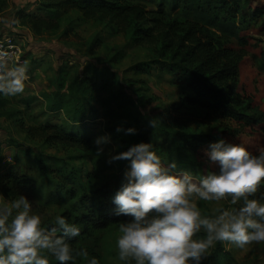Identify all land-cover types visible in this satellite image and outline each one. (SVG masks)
<instances>
[{"label": "rangeland", "instance_id": "1", "mask_svg": "<svg viewBox=\"0 0 264 264\" xmlns=\"http://www.w3.org/2000/svg\"><path fill=\"white\" fill-rule=\"evenodd\" d=\"M39 1L7 0L0 16V37L22 36L27 55L9 75V95L0 104V225L12 221L23 230L15 239L21 253L0 250V264L60 263L54 254L66 247L55 242L58 234L77 237L68 249L74 264H264V0L228 5L189 0L186 10L180 8L179 22L204 25L225 48L242 55L237 93L251 118L184 108L183 114L196 118L189 130L218 136L225 149L204 145L182 155L183 130L169 121V113L175 114L188 92L165 71L136 70L160 60V40H140L136 26L142 22L134 18L88 20L78 9L64 14L58 30L36 36L16 17L22 10L36 11ZM130 2L159 8L158 0ZM224 17L236 27H222ZM89 65L103 74L77 103L67 85L61 87L62 72L85 77ZM49 123L86 136L90 148L29 139L20 128ZM139 130L155 144L154 151L141 145V155L130 154L125 140ZM168 174L185 178L192 189L170 196L163 181ZM18 179L37 184L38 221H28L21 204L5 196L3 189ZM108 183L110 199L95 195ZM242 194L261 200L258 217L239 213ZM69 212L73 226L64 219ZM91 214L95 219L89 222ZM108 214L132 220L97 227V217Z\"/></svg>", "mask_w": 264, "mask_h": 264}, {"label": "trees", "instance_id": "2", "mask_svg": "<svg viewBox=\"0 0 264 264\" xmlns=\"http://www.w3.org/2000/svg\"><path fill=\"white\" fill-rule=\"evenodd\" d=\"M131 0H40L36 11H19L16 22L28 28L36 36L58 30L61 27V20L64 14L73 9H78L85 19H95L98 16L109 18L118 23L126 21L129 17L142 25L136 26V33L140 40L153 43L160 40L161 58L154 63H144L137 66L138 73L154 74L156 71H165L172 77V83L182 87L188 92L181 96L180 106L175 108V114L169 113V121L183 130L180 136V155L183 150L189 148L192 151L199 147L208 145L212 148L223 151L225 143L218 136L208 134H196L189 129L196 123V118L186 116L182 110L186 107H194L206 111L213 116L223 115L226 117L239 116L245 120H251L250 116L243 112L245 101L238 89V69L242 55L236 54L233 50L225 48L220 39L209 34L204 25L186 21L179 22L177 16L180 8L186 10L189 0H158L159 8L147 9L145 5L131 3ZM234 0H221V4L228 5ZM169 5L170 9L166 8ZM7 7V0H0V16ZM216 7V6H214ZM169 10V11H168ZM168 17L172 18L167 22ZM221 24L224 28L236 27L230 19L223 18ZM97 42V41H96ZM90 71L82 77L76 71L73 75L68 70H63L61 87L67 85L69 95L77 102L86 99L89 87L96 83L98 77L103 73L94 65L87 66ZM9 76L5 75L0 80V104L4 97L9 95ZM22 132L34 140H43L49 144L64 147L88 149L90 140L86 136L75 131H65L54 124L44 126H20ZM130 154L141 155V145L147 146L154 151L155 144H152L147 137L139 130L127 140ZM41 175L46 177L47 167L41 160L39 162ZM186 171V170H183ZM165 184L170 196L177 197L182 190L192 189V183L182 177H174L168 174L164 177ZM36 182L30 179H18V184L11 188L5 187V196L15 199L25 209L28 221H38L41 210L33 197ZM113 193L111 183L97 190L95 195L101 199H110ZM241 202L239 213L248 218H256L262 212L261 200L248 194L238 196ZM117 202H121L118 198ZM3 215H7L5 209ZM96 226L107 228L112 224L131 221V216L122 214H108L106 217H97ZM68 225L75 223L73 213L64 214ZM95 215L91 214L86 220L92 222ZM23 230L9 221L0 225V250H12L14 253H21V248L15 240ZM55 233V231H52ZM56 243L65 248L55 257L60 259L58 264H74L69 256L68 249L74 247L77 237L74 234H58Z\"/></svg>", "mask_w": 264, "mask_h": 264}, {"label": "built area", "instance_id": "3", "mask_svg": "<svg viewBox=\"0 0 264 264\" xmlns=\"http://www.w3.org/2000/svg\"><path fill=\"white\" fill-rule=\"evenodd\" d=\"M23 39L17 35L0 37V80L25 63L27 55L23 50Z\"/></svg>", "mask_w": 264, "mask_h": 264}]
</instances>
